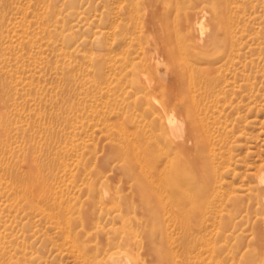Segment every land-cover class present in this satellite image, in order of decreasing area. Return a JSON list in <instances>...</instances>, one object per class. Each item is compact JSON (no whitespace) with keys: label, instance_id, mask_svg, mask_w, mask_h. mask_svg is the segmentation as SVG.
Instances as JSON below:
<instances>
[{"label":"rangeland","instance_id":"374dc122","mask_svg":"<svg viewBox=\"0 0 264 264\" xmlns=\"http://www.w3.org/2000/svg\"><path fill=\"white\" fill-rule=\"evenodd\" d=\"M261 177L264 0H0V264H264Z\"/></svg>","mask_w":264,"mask_h":264},{"label":"bare ground","instance_id":"6f19581e","mask_svg":"<svg viewBox=\"0 0 264 264\" xmlns=\"http://www.w3.org/2000/svg\"><path fill=\"white\" fill-rule=\"evenodd\" d=\"M157 60V59H156ZM155 60V62H156V64H157V70L158 71H160L159 70V66L160 65H162L163 64V61H161V59L160 58H158V60L156 61ZM152 63V62H151ZM152 65H154L155 66V64H154V62L152 63ZM151 67V66H150ZM153 68V67H152ZM155 68H156V66H155ZM153 70V69H152ZM154 70H156V69H154ZM154 72H156V71H154ZM157 74H159L160 72H156ZM205 76V75H204ZM154 78H156V80H158L157 79V77L155 76ZM147 79V78H146ZM156 80L154 79V82H156ZM201 80V79H200ZM160 81V80H159ZM159 81H158V84H159V87L162 85V84H164L168 89L169 88H173V86L176 84V83H178V81H179V79H178V81H177V78L175 77H172V79H170L169 81L168 80H165L164 79V81L162 82V80L160 81L161 83H159ZM196 81H198V80H196ZM180 82V81H179ZM182 82V81H181ZM180 82V83H181ZM171 90V89H170ZM168 113V112H167ZM171 113V112H170ZM169 115V114H168ZM181 119V118H180ZM180 119H178V117H177V115H175L174 113H171L170 115H169V118H168V124H169V128H171V131H172V133H173V135L175 136V137H179V139L180 138H183L184 137V131H185V126H186V120L184 119V121H185V125H184V121L183 120H180ZM167 121V120H166ZM170 130V129H169ZM173 136V137H174ZM188 137H191V136H189L188 135ZM186 138V137H185ZM174 139H176V138H174ZM178 139V140H179ZM189 138H187L186 139V141L188 140ZM177 140V139H176ZM177 140V141H178ZM181 140V139H180ZM183 140V139H182ZM168 141L170 142V140H169V138H168ZM190 141V140H189ZM171 142H173V141H171ZM182 142V141H181ZM188 142V141H187ZM185 143V142H184ZM179 146L178 147H180V144H178ZM183 145H185V144H183ZM172 146V145H171ZM186 146L188 147V145H187V143H186ZM173 147V146H172ZM176 147H177V145H176ZM177 147V148H178ZM174 148V147H173ZM182 148H185V147H182ZM179 150V149H178ZM187 150V149H186ZM183 151V150H182ZM182 151L180 150V152L182 153ZM183 153H184V151H183ZM259 186H260V188H261V190L264 192V178H259ZM258 210L260 211V213L258 212V214H260V216L257 218V222H258V226H259V229H261V230H263L264 231V196L262 197V199L258 202ZM257 212V211H256ZM123 255V254H122ZM128 256V255H127ZM127 256H125V255H123V256H118V257H115L114 258V261H115V264H132V261L127 257Z\"/></svg>","mask_w":264,"mask_h":264}]
</instances>
